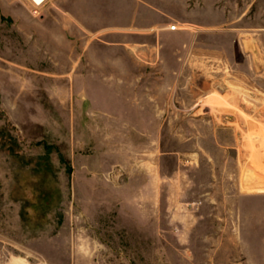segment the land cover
<instances>
[{"label": "rangeland", "instance_id": "374dc122", "mask_svg": "<svg viewBox=\"0 0 264 264\" xmlns=\"http://www.w3.org/2000/svg\"><path fill=\"white\" fill-rule=\"evenodd\" d=\"M0 264H264V0H0Z\"/></svg>", "mask_w": 264, "mask_h": 264}, {"label": "crops", "instance_id": "0c3cea01", "mask_svg": "<svg viewBox=\"0 0 264 264\" xmlns=\"http://www.w3.org/2000/svg\"><path fill=\"white\" fill-rule=\"evenodd\" d=\"M138 17L140 18L138 13H135L133 16V19L129 23L116 27V28H120V30H117V31L114 30V31H109V32L101 31L104 29L105 26L102 24V20L97 18L96 20H90L89 21L90 24L88 22V26L86 27V30L89 34H91L90 35L91 37L94 35L98 37L100 36L102 39L100 41H102L101 43L103 45L121 43L123 45L130 44L131 45L130 48H165L166 47L164 43L165 40L166 41L170 40V38H174L176 36L179 37L182 33L181 31H183L179 27H178V30H175V32L169 31L167 27L157 28L153 30V25L151 24L147 26H143L142 28L141 25L136 23L139 21ZM130 27L134 28L133 30L135 31L132 33L127 32L126 31L127 28H130ZM121 28H125V29L121 30ZM111 37L113 39H110ZM115 37L116 38L118 37V40H115ZM97 46L99 45L97 44ZM90 48H93V46H91Z\"/></svg>", "mask_w": 264, "mask_h": 264}, {"label": "built area", "instance_id": "2783aa9c", "mask_svg": "<svg viewBox=\"0 0 264 264\" xmlns=\"http://www.w3.org/2000/svg\"><path fill=\"white\" fill-rule=\"evenodd\" d=\"M29 1L32 3V5L34 7V13H36L37 8L41 7L45 3L46 0H29ZM167 29L169 31H175L178 29V26L177 25H170V26H168Z\"/></svg>", "mask_w": 264, "mask_h": 264}, {"label": "bare ground", "instance_id": "6f19581e", "mask_svg": "<svg viewBox=\"0 0 264 264\" xmlns=\"http://www.w3.org/2000/svg\"><path fill=\"white\" fill-rule=\"evenodd\" d=\"M244 97V96H243ZM214 102V101H213ZM212 102V103H213ZM225 102V101H224ZM214 109V108H213ZM241 119V118H240ZM254 121V120H253ZM263 130V129H262ZM259 133V132H258ZM249 138V137H248ZM247 138V139H248ZM253 143V142H252ZM248 146V145H247ZM249 147V146H248ZM253 151H255V150H253ZM258 155V157H259V154H257ZM256 156V155H255ZM260 158V157H259ZM256 159H257V157H256ZM263 159V158H262ZM252 161H254V160H252ZM255 162V161H254ZM260 162V160H257V163H259ZM259 165V164H258ZM263 165V164H262ZM260 166V165H259ZM263 167V166H262ZM245 168H247V167H245ZM262 169V168H261ZM247 170V169H246ZM254 170V169H253ZM248 171H249V169H248ZM247 172V171H246ZM242 173V172H241ZM245 174V173H244ZM241 176V175H240ZM252 176V175H251ZM246 177V176H245ZM242 178V177H241ZM241 178H240V180H241ZM242 180H244V179H242ZM261 180H262V178H261ZM256 185V184H255ZM252 190V189H251Z\"/></svg>", "mask_w": 264, "mask_h": 264}]
</instances>
